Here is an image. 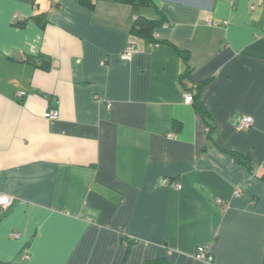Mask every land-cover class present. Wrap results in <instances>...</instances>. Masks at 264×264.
<instances>
[{"label": "crops", "instance_id": "crops-1", "mask_svg": "<svg viewBox=\"0 0 264 264\" xmlns=\"http://www.w3.org/2000/svg\"><path fill=\"white\" fill-rule=\"evenodd\" d=\"M0 192L2 264H264V0H0Z\"/></svg>", "mask_w": 264, "mask_h": 264}, {"label": "built area", "instance_id": "built-area-1", "mask_svg": "<svg viewBox=\"0 0 264 264\" xmlns=\"http://www.w3.org/2000/svg\"><path fill=\"white\" fill-rule=\"evenodd\" d=\"M163 26L167 27L169 24L168 23H163ZM153 35L155 38H158V31L157 29L154 30ZM153 45L157 43H151ZM138 45L135 43V41H131L127 44L125 50L123 51L122 57L126 60L132 59L133 55L135 52L138 51ZM26 94L25 91H20L18 92V96L22 97ZM194 100V94L192 91H187L185 92V101L186 102H192ZM45 116L50 118V119H56L59 116V111L57 108H51L48 111L45 112ZM253 117L248 116V115H243L240 117V120L238 122V127L241 129H248L252 124H253ZM169 137H175L176 133L175 132H169L168 133ZM164 183L172 184L175 187H180V184L178 182L172 181L170 178H164L163 180ZM235 194H240V189L236 188ZM15 197L9 193L5 192H0V208L2 210H5L9 207H11L14 203ZM219 201L221 202L222 200L219 198ZM20 235L19 232L17 231H12L11 236L18 237ZM25 257H29L28 254H26ZM195 257L199 260H204V261H212L213 255L210 253V250L207 245H200L198 246V249L195 253Z\"/></svg>", "mask_w": 264, "mask_h": 264}, {"label": "trees", "instance_id": "trees-1", "mask_svg": "<svg viewBox=\"0 0 264 264\" xmlns=\"http://www.w3.org/2000/svg\"><path fill=\"white\" fill-rule=\"evenodd\" d=\"M125 1L133 2L137 5H149L151 3V0H125ZM160 23L161 22L158 20L141 17L138 20H136V22L134 23L131 29L132 35L142 37L150 41V43H159L160 40L154 37L153 32ZM46 64H47L46 67L49 68L50 67L49 57L47 58ZM196 95H197L196 96L197 98L200 96L199 93ZM198 104H200L201 106L200 101H198ZM241 161L243 162L242 159ZM244 161H247V160H244ZM250 166L252 165L250 164ZM0 210L2 209L0 208Z\"/></svg>", "mask_w": 264, "mask_h": 264}, {"label": "water", "instance_id": "water-1", "mask_svg": "<svg viewBox=\"0 0 264 264\" xmlns=\"http://www.w3.org/2000/svg\"><path fill=\"white\" fill-rule=\"evenodd\" d=\"M0 264H2V263H0Z\"/></svg>", "mask_w": 264, "mask_h": 264}]
</instances>
